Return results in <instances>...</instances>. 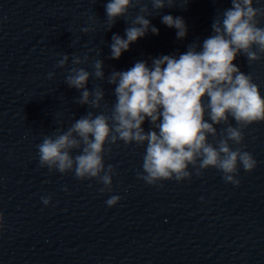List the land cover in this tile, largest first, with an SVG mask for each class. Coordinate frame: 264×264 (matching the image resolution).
Here are the masks:
<instances>
[{"label": "water", "instance_id": "water-1", "mask_svg": "<svg viewBox=\"0 0 264 264\" xmlns=\"http://www.w3.org/2000/svg\"><path fill=\"white\" fill-rule=\"evenodd\" d=\"M108 2L0 0V264H264V122L244 129L243 145H231L257 161L252 172L240 167L239 186L215 168L203 175L190 168V180L149 185L137 175L146 146L122 141L105 153L106 165L115 168L111 191L102 193L95 179L40 166L36 146L45 135L66 131L88 111L110 110L115 86L108 75L137 61L151 67L153 58L178 57L192 44L202 48L217 15L231 7V0H175L157 12L144 0L153 13L146 18L159 34L149 31L117 60L110 58L112 37L126 38L131 20L117 18L108 30ZM254 7L264 8V0H254ZM138 13L130 10L132 18ZM164 15L184 19L186 38L162 23ZM89 26L94 30L83 32ZM63 53L70 57L66 68L56 66ZM85 55L88 63L79 66L89 72L95 60L104 62L105 80L93 76L87 87L104 89L106 108L79 104L81 90L66 84L71 57ZM234 63L264 95V54L253 63L239 55ZM143 127L147 131L150 123ZM112 195L122 199L109 207ZM48 196L46 206L42 197Z\"/></svg>", "mask_w": 264, "mask_h": 264}, {"label": "clouds", "instance_id": "clouds-1", "mask_svg": "<svg viewBox=\"0 0 264 264\" xmlns=\"http://www.w3.org/2000/svg\"><path fill=\"white\" fill-rule=\"evenodd\" d=\"M150 2L157 12L175 4V0ZM134 8L139 13L132 18L130 10ZM105 11L108 30L117 18L131 20L125 30L126 38L113 35L111 59H120L131 44L149 31L159 34V29L146 18L153 13L144 0H109ZM261 17L264 8L254 7V0H231V7L215 18L213 35L203 41L202 48L198 43L192 44L178 57L153 58L151 67L146 61H137L126 71H113L107 76V82L115 86V102L110 110L99 114L88 111L66 131L57 129L53 135H45L36 146L40 166L65 175L74 173L81 181L95 179L104 186L100 189L102 193L111 191L115 168L106 165L105 153L111 145L122 141L146 146L142 171L137 175L149 185L162 187L159 182L190 180L193 175L190 168L195 169L196 175L215 168L223 173L225 182L239 186L236 177L240 167L252 172L257 161L243 147L234 149L231 145H243L244 129L264 122V95L252 75L241 71L234 61L239 55L245 56L249 63L261 59L264 54ZM162 23L176 29L178 39L186 38L188 28L182 17L164 15ZM93 30L92 26L83 28L85 33ZM69 59L63 53L56 66L66 68ZM88 61L87 55L71 57L74 66L68 69L66 84L81 90L79 104L91 109L106 108L104 89L99 85L93 90L87 87L93 76L105 80L104 62L95 60L93 72H89L79 66ZM48 76L54 78L55 73ZM146 121L150 123L147 131L143 127ZM221 125L226 127L218 130ZM210 137L215 138V143ZM74 151L78 154L73 155ZM121 199L112 195L106 204L114 207ZM42 202L50 205L51 197H42ZM2 221L0 214V228Z\"/></svg>", "mask_w": 264, "mask_h": 264}]
</instances>
